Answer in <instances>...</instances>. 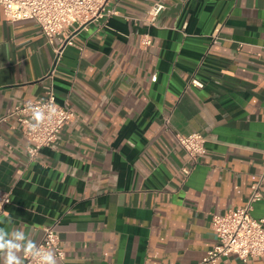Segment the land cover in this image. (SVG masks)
Returning <instances> with one entry per match:
<instances>
[{"label":"crops","instance_id":"crops-1","mask_svg":"<svg viewBox=\"0 0 264 264\" xmlns=\"http://www.w3.org/2000/svg\"><path fill=\"white\" fill-rule=\"evenodd\" d=\"M155 3L165 9L151 23ZM107 10L63 46L0 6V116L49 87L76 115L35 159L17 120L0 124V192L11 195L0 228L38 245L53 226L57 264H200L217 243L213 217L244 206L264 176V0ZM193 133L206 139L196 166L177 140Z\"/></svg>","mask_w":264,"mask_h":264},{"label":"built area","instance_id":"built-area-1","mask_svg":"<svg viewBox=\"0 0 264 264\" xmlns=\"http://www.w3.org/2000/svg\"><path fill=\"white\" fill-rule=\"evenodd\" d=\"M111 0H0L5 18L9 22L34 21L41 29L42 34L53 44L58 39L61 44H71L72 35L91 22L113 13L108 11ZM165 9L161 3H155L149 10L151 23H155L158 16ZM143 46H151L152 40L146 35ZM60 53V51H59ZM193 83L202 87L197 80ZM45 106H55L56 112L51 119H47L48 111ZM44 109L46 119L34 131L31 124V109ZM76 115L68 104H59L53 87H49L46 95L34 102H25L0 116V124L16 119L23 136L30 143L28 154L32 159L39 156L43 148L53 146L66 125L75 120ZM180 147L186 152L188 161L193 166L199 163L206 151V139L200 133L177 135ZM185 169L186 175L190 174ZM264 176L252 186V195L248 202L236 209L228 210L222 216L212 219L213 230L217 243L210 249L200 264H217L221 258L235 255L246 262L256 257L264 260V218L253 216L254 206L264 202L262 186ZM11 204V195L0 192V212ZM41 249H51L56 259L64 261L65 251L61 247V240L53 226L44 228L43 240L37 245ZM24 264H38L31 256H24Z\"/></svg>","mask_w":264,"mask_h":264},{"label":"clouds","instance_id":"clouds-1","mask_svg":"<svg viewBox=\"0 0 264 264\" xmlns=\"http://www.w3.org/2000/svg\"><path fill=\"white\" fill-rule=\"evenodd\" d=\"M45 107L48 111L47 119H51L56 112V107ZM31 111L32 120L35 121L31 127L35 131L46 117L42 108L31 109ZM21 254L31 256L38 261V264H57L56 255L51 249L39 248L22 230L9 232L0 228V258L3 259V264H24Z\"/></svg>","mask_w":264,"mask_h":264}]
</instances>
